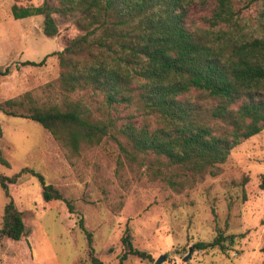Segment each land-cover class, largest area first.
I'll return each mask as SVG.
<instances>
[{
  "label": "trees",
  "instance_id": "obj_1",
  "mask_svg": "<svg viewBox=\"0 0 264 264\" xmlns=\"http://www.w3.org/2000/svg\"><path fill=\"white\" fill-rule=\"evenodd\" d=\"M10 12L13 20L42 16L46 37L57 34L56 15L78 14L80 34L51 54L58 59L60 103L40 104L28 93L0 103V112L37 122L73 155L119 135L125 141L119 149L149 182L181 194L220 175L230 151L264 130V0H42L14 4ZM47 57L22 65L40 67ZM0 164L9 167L1 152ZM22 175L37 178L44 202H64L73 212L27 167L0 173L5 197ZM77 225L91 264H102L82 218ZM26 233L9 199L0 239L19 241ZM226 239L219 233L194 248L225 253ZM121 243L116 264L129 256L152 260L127 232Z\"/></svg>",
  "mask_w": 264,
  "mask_h": 264
},
{
  "label": "rangeland",
  "instance_id": "obj_2",
  "mask_svg": "<svg viewBox=\"0 0 264 264\" xmlns=\"http://www.w3.org/2000/svg\"><path fill=\"white\" fill-rule=\"evenodd\" d=\"M41 2L0 0V73L10 70L0 75V103L26 93L40 104L61 101L55 86L58 59L51 54L80 34L78 14L56 15L53 37L43 34L42 16L12 19V5ZM46 56L40 67L22 65ZM0 125V152L9 164H0V173L12 176L30 168L73 207L71 213L64 202H44L39 181L30 175L8 187L9 198L0 188V227L3 208L12 199L27 232L19 241L0 239V264H91L80 218L102 264L117 263L125 232L152 260L129 256L123 264H154L161 257L159 264H264V130L230 151L220 175L176 194L149 182L144 169L127 160L119 135L73 155L37 122L0 112ZM219 233L227 236L225 253L194 248Z\"/></svg>",
  "mask_w": 264,
  "mask_h": 264
},
{
  "label": "water",
  "instance_id": "obj_3",
  "mask_svg": "<svg viewBox=\"0 0 264 264\" xmlns=\"http://www.w3.org/2000/svg\"><path fill=\"white\" fill-rule=\"evenodd\" d=\"M192 250L190 249L189 250V253L191 252ZM187 259V257L185 258V260ZM163 260V257H161V259L159 260H156L154 264H159L161 261Z\"/></svg>",
  "mask_w": 264,
  "mask_h": 264
}]
</instances>
